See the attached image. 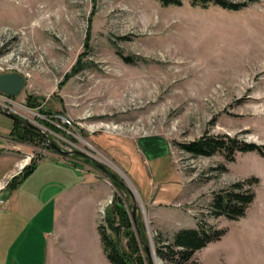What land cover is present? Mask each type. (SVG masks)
I'll return each mask as SVG.
<instances>
[{"label":"rangeland","instance_id":"1","mask_svg":"<svg viewBox=\"0 0 264 264\" xmlns=\"http://www.w3.org/2000/svg\"><path fill=\"white\" fill-rule=\"evenodd\" d=\"M229 1L246 5L0 0V74L26 76L16 96L0 92V105L62 148L94 155L130 189L83 155H64L22 127L19 134L16 121L1 112L0 179L20 143L22 171L45 156L73 159L110 188L98 220L121 247L130 245V229L145 247L140 219L155 252L158 236L168 244L182 228L213 226L224 233L195 252L200 262L264 264V0ZM146 137H159L171 157L148 159L137 144ZM211 138L230 148L195 155L183 147ZM248 143L262 151L238 149ZM244 189L255 194L245 215L220 214L215 197ZM119 202L128 221L113 215L116 233L106 218ZM8 251V244L0 246V264H12ZM153 259L166 264L154 252ZM43 261L39 250L32 264Z\"/></svg>","mask_w":264,"mask_h":264},{"label":"crops","instance_id":"2","mask_svg":"<svg viewBox=\"0 0 264 264\" xmlns=\"http://www.w3.org/2000/svg\"><path fill=\"white\" fill-rule=\"evenodd\" d=\"M137 144L150 160L171 157L159 137L142 138ZM24 148L23 143L14 146L10 153L16 159L0 183L22 172L19 156ZM108 190L95 171L73 159L50 155L37 161L20 185L5 191L9 205L0 209V246L9 245L7 259L12 264H32L41 250L42 264L102 260L112 264L104 251L98 220V208Z\"/></svg>","mask_w":264,"mask_h":264},{"label":"trees","instance_id":"3","mask_svg":"<svg viewBox=\"0 0 264 264\" xmlns=\"http://www.w3.org/2000/svg\"><path fill=\"white\" fill-rule=\"evenodd\" d=\"M163 4H175L181 5L183 0H159ZM210 2H215L222 7L230 8V9H240L245 6L246 3H235L229 0H192L194 5H207ZM27 104L32 107H36L34 104L30 105L27 100ZM46 112V110H44ZM18 125V133L22 134V129L25 130V133L37 134L42 137L44 141L45 138L38 131L26 128L16 122ZM50 124V123H49ZM30 137V136H29ZM184 149L195 154V155H211L217 152L218 150H226L229 149L224 140L222 139H200L191 141L189 143H183ZM240 150H258L262 151V147L256 143H248L241 146H238ZM37 162H33L32 164H28L25 166L23 171L17 175H14L8 182L7 188L12 190L15 189L18 185L21 184L26 175H28L36 166ZM243 183H239L240 188H243ZM255 198L254 192L248 189H244L243 191L232 192L229 195H219L215 197L214 204L219 209L220 214H225L229 218L238 219L239 217L245 215L246 209L251 202H253ZM112 217L108 216L106 218V225L110 226L113 231L116 229V233L118 231L117 227L114 226L113 215L118 214L120 219H125L127 222V211L122 206L121 202L117 203L113 206ZM141 220V219H140ZM140 223V234L143 242H148L146 230L144 225ZM99 230L102 236V242L104 246V251L112 264H149L146 260V257L143 255V250L145 247H142L140 240L136 236V233L131 229L128 230L127 235L129 234L130 245L128 248L121 247L119 243V239L117 234H113L112 232L108 233L105 228V224H99ZM115 231V230H114ZM223 230L217 229L213 226L206 228L204 225H200L199 227H188L182 228L178 230L172 241L168 244H161L160 236L157 239V254L161 258L166 261V264H205L200 262L194 255L197 250L202 249L207 246L208 243L219 240L223 235ZM144 245V244H143ZM130 247V248H129Z\"/></svg>","mask_w":264,"mask_h":264},{"label":"water","instance_id":"4","mask_svg":"<svg viewBox=\"0 0 264 264\" xmlns=\"http://www.w3.org/2000/svg\"><path fill=\"white\" fill-rule=\"evenodd\" d=\"M26 83V76L21 73V72H4L0 74V91L8 94L9 96H16L18 93H20ZM0 112L12 120L19 122L23 124L26 127L38 130L42 136L45 137V140L47 141L48 145L52 146L54 149L58 150L64 155H69V154H78V155H83L86 158H89L92 160L103 172L123 184L126 188L130 189V187L124 182L122 178H120L117 173L108 168L107 164L95 157L94 155L85 152L84 150L81 149H71V150H66L62 148L54 139H52L49 134L44 131L41 127L36 125L35 123L31 122L29 119L22 118L21 116L17 115L14 111L10 110L9 108H6L2 105H0ZM138 208V203L135 202L133 206V214L135 215L136 210ZM145 248L147 249V253L149 256L150 264H155L154 259H153V252L154 255H156L155 249L153 247V244H148L146 242H143ZM153 248V252L152 249ZM158 260L157 258H155Z\"/></svg>","mask_w":264,"mask_h":264},{"label":"built area","instance_id":"5","mask_svg":"<svg viewBox=\"0 0 264 264\" xmlns=\"http://www.w3.org/2000/svg\"><path fill=\"white\" fill-rule=\"evenodd\" d=\"M4 94H6V93H4ZM6 95H8V94H6ZM7 184H8V181H5V184L0 186V209L6 208L8 203H9V199L5 195V191L7 190Z\"/></svg>","mask_w":264,"mask_h":264}]
</instances>
